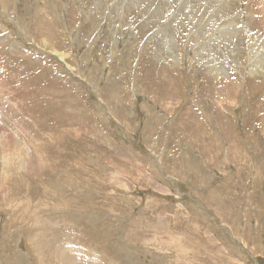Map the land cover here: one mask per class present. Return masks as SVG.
<instances>
[{"label": "rangeland", "instance_id": "1", "mask_svg": "<svg viewBox=\"0 0 264 264\" xmlns=\"http://www.w3.org/2000/svg\"><path fill=\"white\" fill-rule=\"evenodd\" d=\"M94 4L0 0V264H264V0Z\"/></svg>", "mask_w": 264, "mask_h": 264}, {"label": "bare ground", "instance_id": "2", "mask_svg": "<svg viewBox=\"0 0 264 264\" xmlns=\"http://www.w3.org/2000/svg\"><path fill=\"white\" fill-rule=\"evenodd\" d=\"M97 0H86V2H87V5L89 4V2L91 3V4H93L94 5V7H95V4H94V2H96ZM112 1V0H111ZM145 1V0H144ZM188 1V0H187ZM3 2V1H2ZM108 2V1H107ZM4 3V2H3ZM144 3V2H143ZM142 3V4H143ZM191 3H192V1H191ZM231 3V2H230ZM63 4V3H62ZM67 4V3H66ZM12 5V4H11ZM228 5V4H227ZM142 7H145V5L144 6H142ZM191 7V6H190ZM232 8V7H231ZM2 9V8H1ZM192 9V8H191ZM194 9V8H193ZM92 11H94V10H92ZM142 11V10H141ZM127 12V11H126ZM125 12V13H126ZM129 12V11H128ZM197 12H198V10H197ZM229 13V12H228ZM71 14V13H70ZM129 14H130V12H129ZM168 14V13H167ZM155 15H157V13H155L154 14V16ZM169 15V14H168ZM229 15V14H228ZM37 16V15H36ZM128 16H131V15H128ZM34 17V16H33ZM39 17H40V15H39ZM213 17V16H212ZM69 18V17H68ZM75 18V17H74ZM145 18V17H144ZM157 18V17H156ZM173 18V17H172ZM88 19V18H87ZM96 19V18H95ZM154 19H155V17H154ZM41 20V19H40ZM138 20V19H137ZM151 20H153V19H151ZM156 20V19H155ZM157 21V20H156ZM173 21V20H172ZM221 21V20H220ZM32 22V21H31ZM160 22H161V19H160ZM203 23V22H202ZM155 23H153V25H154ZM186 24V23H185ZM144 25H145V22H144ZM143 25V26H144ZM145 28V27H144ZM149 29H150V27H149ZM188 29V28H187ZM236 30V29H235ZM188 31V30H187ZM218 32V31H217ZM227 34V33H226ZM161 35V34H160ZM139 36H140V34H139ZM231 37V36H230ZM163 38V37H162ZM251 38V37H250ZM165 39V38H164ZM163 39V40H164ZM181 41V40H180ZM159 44V43H158ZM183 46V45H182ZM42 47V46H41ZM160 47V46H159ZM3 53V52H2ZM119 57V56H118ZM151 61V60H150ZM21 62V61H20ZM33 62V61H32ZM149 62V61H148ZM6 63V62H5ZM82 63V62H81ZM255 64V63H254ZM260 64V63H259ZM262 64V63H261ZM58 66V65H57ZM72 66H73V64H72ZM257 66V65H256ZM256 66H254V68L253 69H251V71H254L255 69H256ZM261 66V65H260ZM79 67V66H78ZM2 68V67H1ZM185 68V67H184ZM4 73V72H3ZM133 73V72H132ZM211 75L212 73H208V75ZM249 75V74H248ZM250 75H251V80L252 79H254V76H255V73H250ZM26 77V76H25ZM25 77H23V78H25ZM40 77V76H39ZM18 79V78H17ZM39 79V78H38ZM30 81V80H29ZM69 81V80H68ZM114 81V80H113ZM22 82V81H21ZM184 82V81H183ZM129 83V82H128ZM162 85V84H161ZM165 86V85H164ZM58 87V86H57ZM109 88H111V87H109ZM133 91H134V89H133ZM7 93V92H6ZM24 96V95H23ZM22 96V97H23ZM66 97V96H65ZM117 97V96H116ZM29 98V97H28ZM109 100V99H108ZM62 104V103H61ZM4 105V104H3ZM229 108V107H228ZM97 109V108H96ZM8 110V109H7ZM77 110V109H76ZM43 111V110H42ZM3 112V111H2ZM30 112V111H29ZM8 114V113H7ZM31 114V113H30ZM112 115V114H111ZM113 116H114V114H113ZM49 117V116H48ZM183 117H184V115H183ZM15 118V117H14ZM30 118V117H29ZM186 118H188L187 116H186ZM38 119V118H37ZM10 120V119H9ZM187 120V119H186ZM15 121V120H14ZM18 121V120H17ZM33 121V120H32ZM59 121V120H58ZM103 121V120H102ZM29 123V122H28ZM94 123V122H93ZM190 123V122H189ZM35 124V123H34ZM58 128V127H57ZM19 131V130H18ZM27 131V130H26ZM25 131V132H26ZM1 132V131H0ZM89 133V132H88ZM98 134H99V132H98ZM204 135V134H203ZM51 136V135H50ZM10 137H11V135H10ZM5 139V138H4ZM3 139V140H4ZM6 141V140H5ZM44 141V140H43ZM66 141V140H65ZM9 142V141H8ZM4 143H6V142H4ZM196 143H197V141H196ZM11 144H13V143H11ZM201 144V143H200ZM14 145V144H13ZM12 145V146H13ZM18 145V144H17ZM51 145V144H50ZM6 146V145H5ZM8 146H9V143H8ZM197 146H198V144H197ZM7 147V146H6ZM53 148V147H52ZM7 149V148H6ZM14 150H8V152L9 153H13L11 156H9L10 157V160L12 159V160H14V159H16V157H17V153H18V149H15V148H13ZM4 150L5 149H3V153H4ZM20 150V149H19ZM257 150V149H256ZM7 151V150H6ZM5 151V152H6ZM228 151H230V150H228ZM242 152V151H241ZM81 153V152H80ZM183 153V152H182ZM262 153V152H261ZM5 154V153H4ZM3 154V155H4ZM104 154V153H103ZM7 155V154H6ZM23 155H24V153H23ZM22 155V156H23ZM233 155V154H232ZM236 155V154H235ZM8 156V155H7ZM6 156V157H7ZM234 156V155H233ZM5 157V156H4ZM4 157H2L3 159H5L6 161H8L9 160V157H7V158H4ZM209 157V156H208ZM20 158V157H19ZM25 158V157H24ZM2 159V160H3ZM17 160V159H16ZM173 160V159H172ZM207 160V159H206ZM61 161V160H60ZM208 161V160H207ZM238 161V160H237ZM15 162V161H14ZM18 162V161H17ZM167 163V162H166ZM174 163V162H173ZM15 164H16V162H15ZM149 164V163H148ZM21 165H23V164H21ZM24 166V165H23ZM35 166V165H34ZM144 166V165H143ZM153 166V165H152ZM164 166V165H163ZM1 167V166H0ZM11 167H13V166H11ZM28 167V166H27ZM37 167V166H36ZM156 168V167H155ZM22 169V168H21ZM20 169V172H21V174L23 173V171ZM85 170V169H84ZM121 170V169H120ZM9 171V170H8ZM16 171V170H15ZM139 171V170H138ZM10 173V172H9ZM140 174V173H139ZM4 175H6V174H4ZM12 175V174H11ZM137 175V174H136ZM5 177V176H4ZM9 177V176H8ZM16 177V176H15ZM24 177V176H23ZM3 178V177H2ZM189 178V177H188ZM8 179H10V177L8 178ZM5 180V179H4ZM18 180V179H17ZM16 180V182H18ZM25 180V179H24ZM21 181V180H20ZM5 182V181H4ZM163 182V181H162ZM11 183L12 184H10V188H11V190H13L16 194H18V196L20 197V195H24V194H26V191L29 189V188H31L30 186H27V188L25 187V190L20 186V185H16V183L11 179ZM27 184V183H26ZM54 184V183H53ZM202 184V183H201ZM8 185V184H7ZM30 185V184H29ZM33 185V184H32ZM58 185V184H57ZM72 185V184H71ZM61 186V185H60ZM63 186V185H62ZM9 188V187H8ZM197 188V187H196ZM0 189H1V187H0ZM33 190V189H32ZM169 192V191H168ZM9 193H10V191H9ZM3 195V194H2ZM11 195V194H10ZM14 196V195H13ZM128 196V195H127ZM195 196V195H194ZM3 197V196H2ZM27 198V197H26ZM30 198V197H29ZM39 198V197H38ZM22 199V198H21ZM23 200V199H22ZM28 199H24L21 203H19L18 205H17V207L16 208H13V209H10L9 207H8V213H9V215H8V218H9V220H10V222L13 224V227H11V228H17L18 229V227H19V229L20 230H23V227H21L22 226V222L24 221H22V219L23 218H25L27 215H30V212H32V211H30V209L32 208V205L31 204H29V205H27L28 204V202L29 203H31V199H29V201H27ZM14 203L16 202V200L15 201H13ZM13 203V204H14ZM40 203V202H39ZM13 204H12V206H13ZM34 204H36V202L34 203ZM37 205V204H36ZM35 205V206H36ZM69 205V204H68ZM16 206V205H15ZM37 207H42V206H39V205H37ZM79 207V206H78ZM111 207H112V205H111ZM43 208V207H42ZM80 208V207H79ZM96 208V207H95ZM98 208V207H97ZM36 210V209H35ZM73 210H75V209H73ZM40 211V210H39ZM49 211V210H48ZM152 211V210H151ZM258 211V210H257ZM7 213V214H8ZM65 213V212H64ZM187 213V212H186ZM68 214V213H67ZM38 215V214H37ZM46 215V214H45ZM155 215V214H154ZM252 215V214H251ZM114 216V215H113ZM134 218V217H133ZM195 219V218H194ZM40 220V219H39ZM104 220V219H103ZM125 220V219H124ZM22 221V222H21ZM36 221V220H35ZM74 222V221H73ZM132 222V221H131ZM10 223V224H11ZM42 223V222H41ZM41 223L39 224L38 222H36V224H34V226L35 227H33V229L31 230V232H30V234L28 235V240H29V245H28V247L29 248H32L33 250H34V252H35V259H36V261L38 262V263H41V264H84V262L82 261V260H80V258L78 257L79 256V252L77 251L79 248H77V250H75V254H73V252L71 251V250H68L67 248V250L69 251V252H66V250L63 248V247H60V246H58V244H59V242H58V240H57V242H58V244H57V242L56 241H53V242H51V240L47 237V236H45V234L43 233V231H42V228L40 227L41 226ZM82 223V222H81ZM56 224V223H55ZM63 224V223H62ZM164 224V223H163ZM19 225V226H18ZM104 225V224H103ZM189 225V224H188ZM167 226V225H166ZM54 227V226H53ZM94 227H95V225H94ZM107 227V226H106ZM84 228V227H83ZM201 228V227H200ZM252 228V227H251ZM16 229V230H17ZM26 229V228H25ZM44 229V228H43ZM61 230V229H60ZM64 230V229H63ZM14 231V230H13ZM48 230H46V232H47ZM53 231V230H52ZM57 231V230H56ZM78 231V230H77ZM232 231V230H231ZM236 231V230H235ZM62 232V231H61ZM66 232V231H65ZM76 232V231H75ZM80 232V231H79ZM136 232V231H135ZM100 233V232H99ZM112 233V232H111ZM17 234V233H16ZM75 234V233H74ZM130 234V233H129ZM155 234V233H154ZM157 234V233H156ZM65 235V234H64ZM63 235V236H64ZM67 235V234H66ZM149 235V234H148ZM102 236H104V235H102ZM150 236V235H149ZM20 237H22V236H20ZM74 237H76V240L77 241H79V243L81 242V237H82V235H81V232H80V236H78V234H76V236H74ZM176 237V236H175ZM66 238V237H65ZM104 239H106V238H104ZM164 239V238H163ZM181 239V238H180ZM249 239V238H248ZM247 239V240H248ZM250 240V239H249ZM141 241H143V240H141ZM254 241V240H253ZM75 242V241H74ZM104 242H105V240H104ZM110 242V241H109ZM139 242V241H138ZM249 242V241H248ZM107 243V242H106ZM73 244H75V243H73ZM82 244V243H81ZM104 244V243H103ZM148 244V243H147ZM257 244V243H256ZM63 245V244H62ZM83 245V244H82ZM85 246V245H84ZM99 246V245H98ZM245 246H247V245H245ZM73 247V246H72ZM78 247V246H77ZM105 247V246H104ZM111 247V246H110ZM115 247V246H114ZM51 248H53V252H51ZM70 248V247H69ZM108 248V247H107ZM81 250H82V248H80ZM79 249V250H80ZM112 249V248H111ZM200 249H202V248H200ZM88 250V249H87ZM118 250V249H117ZM192 250V249H191ZM107 251V250H106ZM3 252V251H2ZM159 252V251H158ZM189 252V251H188ZM65 253V254H64ZM81 253V252H80ZM47 254H49L50 256L48 257V255ZM30 255H31V253H30ZM29 255V256H30ZM193 255V254H192ZM89 257H90V261H93L92 263L94 264V263H96V261H95V257L93 256V255H91V254H89ZM20 258V257H19ZM114 260V259H113ZM134 260V259H133ZM95 261V262H94ZM126 261V260H125ZM231 261V260H230ZM117 262V261H116ZM100 263V262H99ZM31 264V263H30ZM186 264V263H185Z\"/></svg>", "mask_w": 264, "mask_h": 264}]
</instances>
